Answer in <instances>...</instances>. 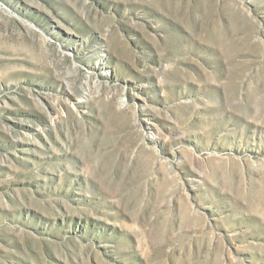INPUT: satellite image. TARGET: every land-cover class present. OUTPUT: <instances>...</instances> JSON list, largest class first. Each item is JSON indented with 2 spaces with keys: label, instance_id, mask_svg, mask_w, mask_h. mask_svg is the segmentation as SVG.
<instances>
[{
  "label": "rangeland",
  "instance_id": "obj_1",
  "mask_svg": "<svg viewBox=\"0 0 264 264\" xmlns=\"http://www.w3.org/2000/svg\"><path fill=\"white\" fill-rule=\"evenodd\" d=\"M0 264H264V0H0Z\"/></svg>",
  "mask_w": 264,
  "mask_h": 264
}]
</instances>
